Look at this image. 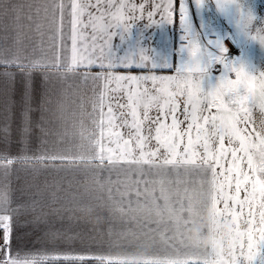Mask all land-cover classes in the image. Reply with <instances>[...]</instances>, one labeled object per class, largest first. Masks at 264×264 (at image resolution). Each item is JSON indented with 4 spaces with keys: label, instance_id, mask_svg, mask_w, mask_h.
Here are the masks:
<instances>
[{
    "label": "snow or ice",
    "instance_id": "1",
    "mask_svg": "<svg viewBox=\"0 0 264 264\" xmlns=\"http://www.w3.org/2000/svg\"><path fill=\"white\" fill-rule=\"evenodd\" d=\"M210 2L50 0V7L37 8L35 15L30 12L23 18L27 25L17 15L18 43L25 35V27L34 26L43 37L47 21L49 27H54L52 38L59 40L60 48L54 57L36 60L22 54V50L5 56L0 49V68L15 67L24 76L21 143L26 145L32 131L35 73L41 74L44 89L42 113L43 96L51 79L48 72L52 70L80 73L84 80L91 77L114 82L117 87L110 90L113 95L101 90L92 104L94 129L81 131L87 149L80 153L51 152L38 158L98 164L109 169L127 165V171L141 176L127 185L129 192L132 183L137 185L135 203L129 199L125 207L123 199L117 201L112 197L111 190L109 198L123 216L138 219L143 214L147 230L124 234L122 242L110 244V250L103 255L76 254L64 259L83 261L87 255L100 264H132L137 257L139 264H264V67L255 62L253 49L254 44H259L260 60L264 61V14H258L264 10V0H214L215 11L227 22L228 31L220 26L217 16L203 14ZM3 3L0 0V5ZM147 3L152 7L146 11ZM157 15L159 20L154 19ZM145 19L147 23L136 27ZM177 19L179 47L174 48L172 36L165 29ZM153 27L159 30L158 39L155 33L148 34ZM115 36H119L120 45L113 46ZM225 40L239 49L238 56L231 54ZM93 68L99 69L96 75L91 74ZM119 69L128 73L138 69L143 74H117ZM158 70H170L172 74L161 75ZM0 76L14 78L9 71L0 72ZM125 83L127 89L123 88ZM257 111L259 126L255 119ZM39 127L44 132L43 124ZM113 144L115 147H111ZM20 158L25 162L29 159L26 155ZM13 163V159L0 156V168ZM152 170L175 172L177 184H187L181 178V170L199 176L197 202L193 204V196L185 187L184 195L177 194L173 203L164 180L159 182V196L153 195L155 188H149L144 179V173ZM141 182L145 184L143 201L138 187ZM158 200L164 201L163 205ZM6 203L11 204L10 197L0 188V229L4 233L0 264H35L11 252V217L4 210ZM35 204L34 201L33 211ZM15 211L19 212V206ZM205 211L211 214L208 227L202 231L206 233L216 224H230L229 235L235 238L231 247L213 251L186 242L183 233L200 224ZM44 216L43 222L47 224V214ZM154 216L160 219H153ZM151 223L157 227L152 228ZM45 235L55 240L59 232L52 228ZM158 240L171 246L178 243L204 255L167 261L145 258L146 242L155 245ZM5 248L9 249L6 258L2 255Z\"/></svg>",
    "mask_w": 264,
    "mask_h": 264
},
{
    "label": "crops",
    "instance_id": "2",
    "mask_svg": "<svg viewBox=\"0 0 264 264\" xmlns=\"http://www.w3.org/2000/svg\"><path fill=\"white\" fill-rule=\"evenodd\" d=\"M140 3L141 0H136ZM160 0H156L159 3ZM50 7V0H4L0 5V49L5 56L22 50V54L30 59L52 58L59 51V40L52 38L55 35L54 27H49L44 21L43 32L25 27V35L21 42H17L18 24L16 17L21 16V23L27 25L23 19L30 12L35 15V9ZM146 11L150 10L151 3L146 4ZM195 9L193 10V16ZM204 14V13H203ZM258 14H264L261 10ZM146 15V13H145ZM206 15V14H204ZM217 16L220 26L228 31V25L215 11L214 0L208 3L206 16ZM44 16L41 11L40 18ZM176 14H174V19ZM154 19L159 20V15ZM147 20H141L136 27H142ZM173 39L174 48L179 47L178 19L174 25H168L165 29ZM89 32L91 29L88 30ZM136 29H133L135 35ZM155 33L158 39L159 30L155 27L148 29V34ZM210 39L215 37L210 36ZM233 56L239 55L230 46L229 40L224 41ZM70 41L69 55H70ZM113 46L120 45L119 36L112 39ZM152 46H155L154 41ZM123 47V45H121ZM255 62L264 67V61L260 60V46L254 44ZM235 51V52H234ZM176 57L173 56V62ZM217 68L220 66L217 65ZM9 71L14 74L13 79L0 76V156L14 160L13 165L0 168V188L10 197L11 204H4V210L11 217L10 248L14 256L17 254L21 260H32L35 264H100L98 259L92 258L81 260L64 259L65 256L76 254H91L93 257L103 255L110 250V244L122 242L121 237L132 231L138 234L144 227V216L140 214L138 219L132 216H123L115 210L113 200L109 198V190L112 197L119 201L123 199L127 207L128 200L135 203L137 185L131 184V192L127 185L133 180H140L141 176L135 171H127L128 166L115 168L101 167L98 164L78 163L71 164L59 161L52 162L38 157L51 152L80 153L87 149V140L81 137L82 129L91 131L92 104L97 99L101 90L113 95L111 89L117 85L106 83L103 79L87 80L81 78L80 73H63L52 70L48 72L51 79L47 83V91L43 96L45 110L41 111L42 102L41 74L35 73L33 79V103H32V131L27 138L26 145L21 143L22 120L21 98L24 93V76L15 67L11 69L0 68V72ZM44 71V70H42ZM84 70L81 69L82 73ZM99 72L98 68L91 70L92 75ZM117 74L141 75L142 70L119 69ZM158 74L171 75L170 70H158ZM217 75V72L213 73ZM63 77V78H62ZM150 86V85H149ZM128 85L123 84L127 89ZM43 115V119L41 116ZM98 116V113L96 114ZM257 126L260 124V113L255 114ZM43 124L44 132L39 125ZM126 132L127 129H124ZM87 135V132L85 133ZM105 144L108 141L105 140ZM115 147V145H111ZM26 155L29 159L25 162L20 157ZM181 178L187 184H177L175 172H158L152 170L144 173V179L148 181L149 188H155L153 195L159 196L160 181H165V186L170 189L173 203L177 194L184 195V188L188 187L193 196V204L198 200L200 189V177L195 174L189 175L181 170ZM211 177H209L210 179ZM195 180V184H193ZM169 181L171 183H169ZM140 199H145V184L139 185ZM35 211H33V202ZM187 204V200L184 201ZM157 203L163 205L164 201ZM19 206V212L15 211ZM58 210V211H57ZM44 214H47L48 223H44ZM39 217V221L37 220ZM160 219V217H153ZM166 219V216L165 218ZM156 228L155 223H151ZM55 228L59 237L53 240L45 235L46 231ZM118 252V248L113 249ZM9 249H6L7 257ZM145 258L160 259H184L186 255H200L193 249H185L178 243L171 246L160 242L155 245L145 244Z\"/></svg>",
    "mask_w": 264,
    "mask_h": 264
},
{
    "label": "clouds",
    "instance_id": "3",
    "mask_svg": "<svg viewBox=\"0 0 264 264\" xmlns=\"http://www.w3.org/2000/svg\"><path fill=\"white\" fill-rule=\"evenodd\" d=\"M210 211H205L203 221L195 227L186 230L183 235L186 242L201 249L208 248L213 251L223 247L227 249L235 243V238L230 236V224H216L211 230L204 233L202 230L208 227V216ZM132 264H139V257L133 260Z\"/></svg>",
    "mask_w": 264,
    "mask_h": 264
},
{
    "label": "built area",
    "instance_id": "4",
    "mask_svg": "<svg viewBox=\"0 0 264 264\" xmlns=\"http://www.w3.org/2000/svg\"><path fill=\"white\" fill-rule=\"evenodd\" d=\"M230 46L233 48V50H236V47H234V45L231 42H230ZM231 54L233 55V53H231ZM3 235H4V233H3L2 229H0V244H3ZM6 249L7 248H5V250H4L3 254H2L4 257L6 255Z\"/></svg>",
    "mask_w": 264,
    "mask_h": 264
},
{
    "label": "rangeland",
    "instance_id": "5",
    "mask_svg": "<svg viewBox=\"0 0 264 264\" xmlns=\"http://www.w3.org/2000/svg\"><path fill=\"white\" fill-rule=\"evenodd\" d=\"M193 10H194V8L191 9L192 14H193ZM207 12H208V5H207L206 9L203 11V13L207 15Z\"/></svg>",
    "mask_w": 264,
    "mask_h": 264
}]
</instances>
